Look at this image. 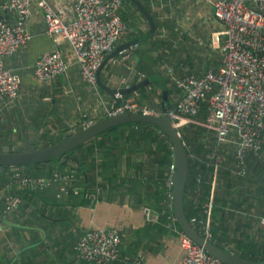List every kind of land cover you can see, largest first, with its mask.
Wrapping results in <instances>:
<instances>
[{
  "label": "crops",
  "instance_id": "crops-1",
  "mask_svg": "<svg viewBox=\"0 0 264 264\" xmlns=\"http://www.w3.org/2000/svg\"><path fill=\"white\" fill-rule=\"evenodd\" d=\"M39 1L33 0V15L28 23L34 36L32 41L15 56L6 59L7 66L20 73L23 83L18 98L13 101L0 100V149L2 143L14 147L21 142V149L27 144L26 150H32L44 144V133L48 131L52 136L59 137L64 130H83L86 119L97 122L106 118L113 100V95L101 87L94 89L83 81L70 45L65 41L56 43L47 34V23ZM47 1L57 8L65 3L74 4L76 0ZM145 1L158 24L156 35L116 57L117 63L112 61L103 70L102 79L111 88H122L127 86L125 78H129L132 86L148 77L163 76L166 87L161 82L152 83L145 87V93L142 89L138 91L141 100L162 105L165 90L170 89L173 92L168 96L167 104L175 105L181 91L178 93L165 65L171 66L179 76L218 70L222 65L226 39L224 26L213 11L216 0ZM3 2L0 0V5ZM136 17L137 25L143 27L142 33L147 32L149 25L142 13L138 12ZM65 18L71 20L73 15H66ZM136 38L129 35L119 41L118 46ZM57 49L71 63L70 71L51 83L42 82L34 73L36 63L43 53ZM140 74L144 77L141 78ZM24 88L27 99L23 94ZM35 93L41 97L40 105H31L30 98ZM28 106L31 109L28 110ZM210 132L206 131L207 137L213 133ZM213 134L216 137V133ZM205 147L203 154L224 165L229 163L227 168L233 169L237 149L235 138L219 149L216 146L213 150L209 144ZM129 155L133 160L141 158L150 163L146 152L139 157L129 152L125 156L126 161ZM123 169H127V166L124 165ZM58 172L78 177L73 169H69L63 172L55 170L45 178L52 180ZM16 173L22 172L20 169L7 172L4 175L7 182H13ZM254 173L249 170L248 175L230 181L223 178L217 182V186L216 182L213 183L212 191H217L218 195L235 196L242 207L231 215L228 221L230 228L226 232L221 231L218 239L236 254H249L264 262V182L261 181L264 180V171L257 168ZM6 183L0 179V202L7 196L19 199L17 185L8 188ZM55 184L31 186L38 190L35 191L38 195L30 194V204L21 208L20 203L6 216H0V264H77L76 244L85 232L115 227L122 229L121 258L129 264H134L137 257L143 258L145 264H183L184 251L178 236L167 224L166 228L162 224L152 226V222L146 218L144 202H138L132 196L136 191L133 193L127 189L126 195H121L108 190L104 192L98 185L96 188L99 191L90 193L86 188L80 190L81 187L77 185L75 188L90 195L85 194V198L93 200L86 203L80 198L77 199L80 201H72L67 194H60ZM18 190L24 189L18 187ZM226 209L231 212L229 208ZM81 264L91 263L83 261Z\"/></svg>",
  "mask_w": 264,
  "mask_h": 264
},
{
  "label": "built area",
  "instance_id": "built-area-1",
  "mask_svg": "<svg viewBox=\"0 0 264 264\" xmlns=\"http://www.w3.org/2000/svg\"><path fill=\"white\" fill-rule=\"evenodd\" d=\"M213 4L216 7L215 16L223 24L226 36L221 67L203 74L186 73L179 76L167 64L165 70L181 91L180 99L173 107L164 112L160 105L141 100L139 92L128 97L117 93L107 109L106 118L127 111L157 117L167 114L177 129L197 123L215 131L218 149L235 138L237 149L232 172L236 176H246L250 170L249 159L264 158V0H216ZM39 6L44 11L47 34L56 43L65 41L70 45L83 81L94 89L100 88L98 71L101 65L108 54L117 48L119 41L129 35L138 37L144 31L141 25L134 26L123 20L124 0H76L74 4L65 3L57 8L47 0H40ZM32 15L33 0H4L0 5L1 101H13L20 95L22 76L7 66L6 59L15 56L32 41L33 34L28 28ZM66 15H73V18L68 20ZM117 61L113 60L114 63ZM70 68L71 63L57 49L39 57L34 73L40 81L51 83L67 75ZM124 81L127 83L125 87L131 86L129 78ZM204 109L207 116L202 122L197 117ZM94 123L86 119L83 128ZM175 172L176 165L173 163L166 182L169 190L165 204L168 212L167 226L178 236L184 251L183 264H227L194 242L177 225L173 194ZM72 176L58 172L50 180L19 173L13 182L6 184L8 188L19 185L24 189L36 185H52L55 182L60 194L66 195L70 191V182L74 180ZM74 192L79 193V189L74 188ZM5 201L8 213L21 203V200L11 196H7ZM213 205L211 196L203 214L193 217L190 223L208 241L216 243L211 228ZM144 211L149 222H159L161 213L149 206L144 207ZM165 213L166 210H163L162 214ZM122 242L120 227L88 230L76 244L77 264L83 261L115 264L121 259ZM134 264L145 263L143 258L137 257Z\"/></svg>",
  "mask_w": 264,
  "mask_h": 264
},
{
  "label": "trees",
  "instance_id": "trees-1",
  "mask_svg": "<svg viewBox=\"0 0 264 264\" xmlns=\"http://www.w3.org/2000/svg\"><path fill=\"white\" fill-rule=\"evenodd\" d=\"M142 1L151 11L146 1ZM138 12L140 13L133 3L124 0V8L122 9L123 20L131 25L137 26L138 17H136V14ZM142 32L140 34L143 35ZM140 36L141 35L138 37ZM155 83L160 82L156 81ZM145 90L146 88L141 91L145 93ZM167 91L170 97L173 91L170 89ZM160 107L163 109L162 105H160ZM170 107H173V105L168 103V108ZM206 116L207 113L204 109L197 119L204 122ZM207 130L209 131L208 128L197 123H190L178 129L184 141L190 163L189 178L185 188V211L189 220L195 216H200L205 210V204L209 201L210 197L213 196L214 205L211 216V228L214 239L218 245L229 250L218 238L220 237L221 231L226 232L230 228L228 225L229 218L232 217L231 215H234L237 210L242 208L241 203L235 196L229 197L230 194L229 196L218 195L217 191L213 192L212 190L213 183L216 182L215 184L217 186V182L223 178L230 181L232 178L238 179V176H236L230 168H227L229 163L224 165V163H219L215 159H210L206 154L202 153L206 148V144L211 145L213 150L217 146V136L215 137L213 134L215 131H211L213 133L207 137ZM66 133V130H64L61 136L55 137L48 131L44 133V139L46 140L44 144L46 146L56 144L65 139ZM129 152L133 155H138V157L146 152L150 158V163H146V161L141 158L133 160L131 155H129L126 161L125 156L128 155ZM66 157L68 160L77 157L80 168L75 169L68 165L67 162L62 163L61 159H58L20 167L21 174L32 178H38L49 176L55 170L63 172L73 169L78 177L72 176L74 180L69 184L70 191L67 195L71 200L76 199L75 201H80L77 200L80 198L81 201L86 203H90L89 201L93 202V200L85 198V194L87 193H85V191L82 193L80 191L82 188H86L90 193H94L99 191V189L96 188L99 185L100 190H104V192L108 190L109 192H116L121 195H126L125 191H127V189L129 192L136 191L135 194H132L133 198L138 200V202H144L143 205H145V207H152L154 210L161 213L159 222L152 223V226L162 224L166 228V224L168 223V212L165 202L169 190L166 186V182L170 167L174 163V152L170 137L160 127L144 122L116 126L108 129L88 143L77 147ZM124 161L126 163H124ZM124 165L127 166L125 170L123 169ZM249 167L250 171L252 170L255 172L254 174H256L257 168L264 171V158H250ZM10 171L11 168H8L0 173L1 182H7L4 175ZM216 171L217 174L215 173ZM261 181L264 182L263 179ZM77 185L81 188L79 193L76 194L74 188ZM16 191L18 198L21 200V208L30 204L29 197L32 192L34 195H38L35 192L38 190L32 187L24 188V190L21 191L17 189ZM197 194L199 195L197 196ZM195 198H197L196 201ZM226 208H229L231 212H228ZM163 210H166L165 214H162ZM6 215V201L2 200L0 202V216L2 218ZM177 225L180 227L178 222ZM164 227L161 228L165 229ZM238 254L260 261L249 254ZM122 256L123 253L121 252V257ZM121 261L122 260H119L115 264H129L127 260L123 259V261Z\"/></svg>",
  "mask_w": 264,
  "mask_h": 264
},
{
  "label": "water",
  "instance_id": "water-1",
  "mask_svg": "<svg viewBox=\"0 0 264 264\" xmlns=\"http://www.w3.org/2000/svg\"><path fill=\"white\" fill-rule=\"evenodd\" d=\"M127 1L129 3H133L134 6L142 13L143 17L146 19L149 25V28L147 32L143 33L141 37L117 46V48L112 53L108 54L105 61L101 65L98 71L99 85L103 90L107 91L113 96H115V94L117 93H120L124 96L135 93L137 91H140L141 89H144L145 87H148L156 81L161 82L162 84H164V87H166V79L163 76L148 77L133 84L130 87L122 88H111L106 85L102 79L103 70H105L116 57H118L124 51L128 50L130 47L151 39L156 35L158 31V24L154 15L146 7L142 0ZM213 11L214 13H216V7H214ZM167 92L168 91L165 90V94L163 97L164 101L162 107L164 112H166L168 109ZM119 103H122V100H119ZM139 122L150 123L160 127L167 133L172 141L174 163L176 165L173 186L174 210L181 229L185 231L194 242L204 247L207 252L216 256L227 264H264V262L232 253L221 247L217 243L208 241L196 228L191 225L185 211V188L190 172L189 156L180 132L174 125L172 119L167 114H164L161 117H157L141 115L140 113L127 111L124 114L107 117L100 121H97L92 126L83 130L68 131L65 134V139L51 146L41 144L36 149L25 151L21 150V142L19 143V145L14 147L5 146L0 149V171L7 170L8 168H11L12 171H18V169L23 166L33 165L38 162L45 163L50 160L58 159H61L62 163L67 162L71 167L78 169L80 168V163L77 157H74L72 160H68V158L66 157L68 154L73 152V150L97 138L100 134L104 133L110 128Z\"/></svg>",
  "mask_w": 264,
  "mask_h": 264
},
{
  "label": "rangeland",
  "instance_id": "rangeland-1",
  "mask_svg": "<svg viewBox=\"0 0 264 264\" xmlns=\"http://www.w3.org/2000/svg\"><path fill=\"white\" fill-rule=\"evenodd\" d=\"M25 93H26V90H25V88H24L23 94H24V97L27 99L28 94H25ZM37 94H38V93H35V94L31 95V98H30L31 105H40V104H41V102L39 101V100L41 99V97H40V95L37 96ZM39 98H40V99H39ZM29 109H31V106H28V110H29ZM36 122H37V121H36ZM33 126H36V125H33ZM33 129H34V127H33ZM16 140H17V139H16ZM20 141H21V140H20ZM11 143L14 144V142H11ZM4 144H5V143H2V148L5 147ZM22 148H23V149H21L22 151H25L26 149H28V148H27V144H26V146L24 145Z\"/></svg>",
  "mask_w": 264,
  "mask_h": 264
},
{
  "label": "bare ground",
  "instance_id": "bare-ground-1",
  "mask_svg": "<svg viewBox=\"0 0 264 264\" xmlns=\"http://www.w3.org/2000/svg\"><path fill=\"white\" fill-rule=\"evenodd\" d=\"M34 37V36H33ZM241 177V176H240ZM190 221V220H189ZM178 222V221H177Z\"/></svg>",
  "mask_w": 264,
  "mask_h": 264
},
{
  "label": "clouds",
  "instance_id": "clouds-1",
  "mask_svg": "<svg viewBox=\"0 0 264 264\" xmlns=\"http://www.w3.org/2000/svg\"><path fill=\"white\" fill-rule=\"evenodd\" d=\"M138 92V91H137Z\"/></svg>",
  "mask_w": 264,
  "mask_h": 264
}]
</instances>
